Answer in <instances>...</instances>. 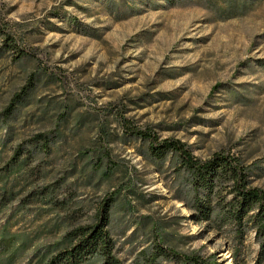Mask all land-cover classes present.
Listing matches in <instances>:
<instances>
[{
	"label": "rangeland",
	"instance_id": "rangeland-1",
	"mask_svg": "<svg viewBox=\"0 0 264 264\" xmlns=\"http://www.w3.org/2000/svg\"><path fill=\"white\" fill-rule=\"evenodd\" d=\"M0 18L29 53L14 58L0 35L1 156L9 160L18 145L33 151L25 169L35 185L62 180L59 198L70 203L16 214L14 230L91 225L105 195L119 191L108 230L122 264H140L156 233L178 253L258 264L253 233L241 238L196 222L177 199L174 165L144 160L147 143L122 134L110 106L200 159L229 153L255 164L252 185L264 190V0H0ZM38 135L48 138V151L33 149ZM103 141L115 166L109 179L93 170L99 154L91 152Z\"/></svg>",
	"mask_w": 264,
	"mask_h": 264
},
{
	"label": "trees",
	"instance_id": "trees-1",
	"mask_svg": "<svg viewBox=\"0 0 264 264\" xmlns=\"http://www.w3.org/2000/svg\"><path fill=\"white\" fill-rule=\"evenodd\" d=\"M0 35L3 46L16 53L14 58L29 55L17 44L12 25L1 18ZM55 77L62 80L60 75ZM28 91L29 85L12 97L2 114L5 119L16 111ZM110 107L122 134L147 143V150L142 154L144 160L157 168L167 161L174 165L175 179L178 181L177 199L184 203L193 219L198 223H207L214 229H233L241 238L252 232L259 248L257 263L264 264V190L252 185L251 174L252 169L256 168L255 164L246 165L229 153H214L208 159H200L184 142L174 138L162 139L149 128L134 126L123 116L122 108ZM67 114V108H63L57 126ZM101 132L107 137L104 130ZM100 144L98 150L91 152L99 154L93 170L109 179L114 175V161H111L106 150V141ZM0 145L1 149L5 147V143L0 142ZM1 149L0 222L3 220V223L0 224V264H85L94 257L100 259V264H122L115 256L114 243L108 230L109 213L119 191L105 195L91 225L72 226L57 222L48 230L45 222L39 230H14L17 224L12 219L16 214L30 213L36 205H39L42 213L66 210L70 203L65 197L59 198L64 187L62 180L35 185V180L25 169L33 151L18 145L10 159L5 161ZM33 149L48 151L46 135L36 137ZM89 152L86 150L83 154L88 155ZM57 233H60L59 236H52L55 239L52 242L40 244L43 235L49 237ZM155 235L153 246L140 252V264H220L214 256L178 253L163 245L161 234Z\"/></svg>",
	"mask_w": 264,
	"mask_h": 264
}]
</instances>
